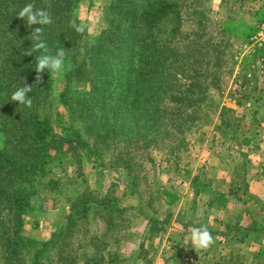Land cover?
Returning a JSON list of instances; mask_svg holds the SVG:
<instances>
[{"label":"trees","instance_id":"16d2710c","mask_svg":"<svg viewBox=\"0 0 264 264\" xmlns=\"http://www.w3.org/2000/svg\"><path fill=\"white\" fill-rule=\"evenodd\" d=\"M29 3L46 9L52 23L28 27L18 13ZM83 5L89 8L92 1L0 0V131L9 134L5 142L0 136V264H41L45 248L55 243V234L40 242L18 229L35 204L42 207L37 204L41 188L59 186L55 174L67 163L75 171L84 160L118 166L131 182L138 181L144 163L154 160L149 150L164 153L177 165L187 133L218 112L207 96L222 55L218 42L204 34L212 23L203 0H108L102 7L105 25L93 35L84 26L82 33L70 26V21L81 25ZM185 21L195 24V30H188ZM36 27H43L46 54L65 51L63 70L43 73L40 82L34 69L44 50L25 54L37 43L31 37ZM27 84L32 87L31 107L11 101ZM10 138L15 141L9 146ZM84 195L89 194L81 196L86 213ZM107 198L101 195L96 202L114 224L117 207ZM174 198L172 194L168 200ZM79 199L67 201L69 211ZM95 219L102 220L100 215ZM70 220L69 226L76 224ZM64 246L68 249L69 242ZM85 264L119 262L109 256Z\"/></svg>","mask_w":264,"mask_h":264},{"label":"rangeland","instance_id":"374dc122","mask_svg":"<svg viewBox=\"0 0 264 264\" xmlns=\"http://www.w3.org/2000/svg\"><path fill=\"white\" fill-rule=\"evenodd\" d=\"M91 1L92 6L83 5L78 16L93 35L105 25L102 7L108 0ZM203 4L212 23L204 34L212 35L222 55L207 96L218 105L217 114L187 133L188 144L177 165L164 153L149 150L154 160L144 163L138 181L131 182L118 166L84 160L75 171L67 163L55 174L59 186L52 191L41 188L37 204L42 207L35 204L18 229L40 242L56 235L41 264H57L59 256V264H69L70 259L85 264L109 256H116L119 264L264 263V199L250 188L251 180L257 179L254 190L264 189V43L254 39L264 18V0H203ZM185 27L193 31L196 25L185 21ZM54 119L50 118L53 124ZM0 136L5 142L9 134L0 131ZM9 141L10 146L15 140ZM83 193L89 194L84 195L86 213ZM149 194H153L150 205ZM172 194L175 198L170 201ZM101 195L117 207L114 224L96 202ZM78 198V207L69 211L67 201ZM98 215L100 222L95 219ZM70 219L76 224L69 226ZM201 227H207L215 241L207 250L191 246V231Z\"/></svg>","mask_w":264,"mask_h":264},{"label":"clouds","instance_id":"9594fccd","mask_svg":"<svg viewBox=\"0 0 264 264\" xmlns=\"http://www.w3.org/2000/svg\"><path fill=\"white\" fill-rule=\"evenodd\" d=\"M50 7V5H49ZM18 17L25 20L28 27L32 25H48L52 23L51 14L44 8H36L34 4H26L18 13ZM70 26L78 33L84 31L82 25H77L75 21H70ZM43 27H36L32 30L31 37L37 43L27 52L26 55L31 56L33 52L43 49V53L36 57V67L34 69L36 75L35 80L40 82L43 78L42 74L60 73L64 66L65 51L63 48L58 49L56 55L47 53L46 44L41 40ZM32 91L31 85L18 88L11 96V101L19 102V104L31 107L32 99L28 95ZM191 246L194 249L207 250L215 241L207 227L194 228L190 234Z\"/></svg>","mask_w":264,"mask_h":264},{"label":"built area","instance_id":"2783aa9c","mask_svg":"<svg viewBox=\"0 0 264 264\" xmlns=\"http://www.w3.org/2000/svg\"><path fill=\"white\" fill-rule=\"evenodd\" d=\"M254 39H257L260 42L264 43V18L261 20V22L259 24L258 32L254 36Z\"/></svg>","mask_w":264,"mask_h":264},{"label":"crops","instance_id":"0c3cea01","mask_svg":"<svg viewBox=\"0 0 264 264\" xmlns=\"http://www.w3.org/2000/svg\"><path fill=\"white\" fill-rule=\"evenodd\" d=\"M258 184H259V182L257 179L251 180V184H250L251 192H253V194L257 195L259 198L264 199V189L262 190V188H261L258 191L254 190L253 186L254 185L258 186Z\"/></svg>","mask_w":264,"mask_h":264}]
</instances>
